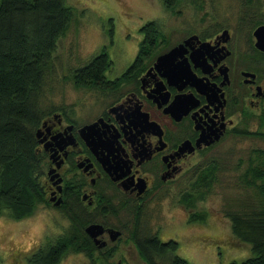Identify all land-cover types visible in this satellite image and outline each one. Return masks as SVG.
Here are the masks:
<instances>
[{
  "label": "flooded vegetation",
  "instance_id": "obj_1",
  "mask_svg": "<svg viewBox=\"0 0 264 264\" xmlns=\"http://www.w3.org/2000/svg\"><path fill=\"white\" fill-rule=\"evenodd\" d=\"M164 1L168 21L183 28L178 41L143 50L141 27L132 64L125 69L108 54L101 80L75 83L86 96L50 110L37 133L45 205L82 230L92 264L189 262L180 252L185 233L177 239L145 220L157 203H201L198 177L217 166L206 156L263 137L254 134L264 125V0ZM179 45L171 65L159 66ZM181 65L190 75L169 74ZM91 225L101 227L96 236Z\"/></svg>",
  "mask_w": 264,
  "mask_h": 264
},
{
  "label": "rangeland",
  "instance_id": "obj_2",
  "mask_svg": "<svg viewBox=\"0 0 264 264\" xmlns=\"http://www.w3.org/2000/svg\"><path fill=\"white\" fill-rule=\"evenodd\" d=\"M66 1L73 8L74 17L54 53V69L44 92V106L50 108L47 113L60 105H72L77 97L85 95L76 90L74 72L95 56L107 53L118 66L121 59H124L123 68L130 66L138 51V30L148 22L159 23L164 34L157 53L173 46L182 35L183 28L178 22L168 21L164 0ZM257 132L254 135L263 137L253 136L232 151L206 156V165L212 161L217 166L207 165L198 177L204 175L205 180L204 187L199 189L205 195L201 203L189 201L184 205L185 210L175 199L157 203L154 213L145 220L146 226L177 232V239L185 233L180 252L190 263L230 264L250 255V246L235 238L232 216L252 215L264 206V197L257 186L263 185L264 180L254 179L253 175V170L264 169L261 161L264 125ZM182 181L178 190L184 188L187 180ZM75 233L69 218L44 203L37 204L33 215L21 220L2 215L0 264H28L39 247L65 236L73 237ZM206 240L215 242L206 243ZM88 255L86 251L71 249L60 264H92Z\"/></svg>",
  "mask_w": 264,
  "mask_h": 264
},
{
  "label": "trees",
  "instance_id": "obj_3",
  "mask_svg": "<svg viewBox=\"0 0 264 264\" xmlns=\"http://www.w3.org/2000/svg\"><path fill=\"white\" fill-rule=\"evenodd\" d=\"M73 17L66 0H0V216L21 220L33 215L37 204L46 203L37 133L50 109L44 106V92L54 69V53ZM142 31L147 38L143 50L164 37L157 22H148ZM110 63L107 53L95 56L74 73L76 83L100 81ZM261 161L264 166V158ZM253 175L264 180V169L253 170ZM257 186L264 197V184ZM232 219L235 238L249 245L251 252L230 264H264V206ZM80 231L39 247L28 264H60L71 249L82 251ZM86 252L94 256L91 250ZM175 264L190 263L176 259Z\"/></svg>",
  "mask_w": 264,
  "mask_h": 264
},
{
  "label": "water",
  "instance_id": "obj_4",
  "mask_svg": "<svg viewBox=\"0 0 264 264\" xmlns=\"http://www.w3.org/2000/svg\"><path fill=\"white\" fill-rule=\"evenodd\" d=\"M184 45H179L177 47H175L174 49H172L169 53H166L165 55H162L161 57H159L158 59V65L159 66H170L171 65V61L175 60L177 54L179 52H181L183 50ZM177 67V66H176ZM176 67H173L169 69V74L173 77H178L180 75H187V73L190 75V73L181 66H179V68L177 69ZM99 229H101V227L99 225H91L87 228V232L91 235V236H96L97 233L99 234Z\"/></svg>",
  "mask_w": 264,
  "mask_h": 264
}]
</instances>
